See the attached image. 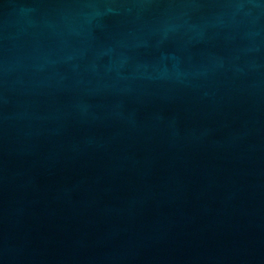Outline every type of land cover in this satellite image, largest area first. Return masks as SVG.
Returning <instances> with one entry per match:
<instances>
[{
    "label": "water",
    "instance_id": "95a60500",
    "mask_svg": "<svg viewBox=\"0 0 264 264\" xmlns=\"http://www.w3.org/2000/svg\"><path fill=\"white\" fill-rule=\"evenodd\" d=\"M0 264H264V0H0Z\"/></svg>",
    "mask_w": 264,
    "mask_h": 264
}]
</instances>
